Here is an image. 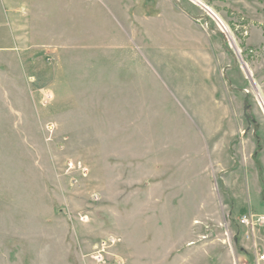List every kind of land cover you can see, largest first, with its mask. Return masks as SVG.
I'll use <instances>...</instances> for the list:
<instances>
[{
    "label": "rangeland",
    "instance_id": "1",
    "mask_svg": "<svg viewBox=\"0 0 264 264\" xmlns=\"http://www.w3.org/2000/svg\"><path fill=\"white\" fill-rule=\"evenodd\" d=\"M199 1L70 0L0 83V264H264V0Z\"/></svg>",
    "mask_w": 264,
    "mask_h": 264
},
{
    "label": "crops",
    "instance_id": "2",
    "mask_svg": "<svg viewBox=\"0 0 264 264\" xmlns=\"http://www.w3.org/2000/svg\"><path fill=\"white\" fill-rule=\"evenodd\" d=\"M70 7V0H0V83L6 81L14 89L25 83L31 95L26 67L36 62L40 51H55L66 41Z\"/></svg>",
    "mask_w": 264,
    "mask_h": 264
},
{
    "label": "built area",
    "instance_id": "3",
    "mask_svg": "<svg viewBox=\"0 0 264 264\" xmlns=\"http://www.w3.org/2000/svg\"><path fill=\"white\" fill-rule=\"evenodd\" d=\"M43 96L45 99L49 98L51 96V93H49L48 91L43 93ZM48 129L52 128L51 124L47 125ZM239 223L243 226H245L246 228V233L248 234L249 232L254 230V221L252 220L251 216L248 213H243L242 215H240L239 217ZM110 241L114 242V238L111 237ZM96 258H100V255L96 256ZM261 258H264V255H261Z\"/></svg>",
    "mask_w": 264,
    "mask_h": 264
},
{
    "label": "water",
    "instance_id": "4",
    "mask_svg": "<svg viewBox=\"0 0 264 264\" xmlns=\"http://www.w3.org/2000/svg\"><path fill=\"white\" fill-rule=\"evenodd\" d=\"M194 1H196V2L199 3V4L201 3V1H199V0H194ZM200 5H201V4H200ZM209 13H210L215 19H217L218 24H219V26H220V28H221L222 31H224L225 29L228 31L226 25L221 21V19L219 18V16L213 14L212 12H209ZM222 28H223V29H222ZM224 32H225V31H224ZM228 34H229L230 43H231L232 47L234 48L235 52L237 53V55H238V57H239V59H240L241 65H243L245 62H244V60L242 59V57H241V55H240V53H239V49H238L237 46L235 45V43H234V41H233V39H232L231 34L229 33V31H228ZM228 34H227V35H228ZM245 73L247 74V76H248V74L251 75V73H250V71L248 70V68L246 69ZM254 89H255V92H256V94H257V96H258V98H259V101H263V100L261 99V96L259 95V92H258L256 86H255Z\"/></svg>",
    "mask_w": 264,
    "mask_h": 264
}]
</instances>
